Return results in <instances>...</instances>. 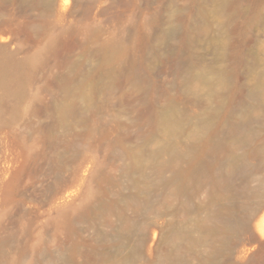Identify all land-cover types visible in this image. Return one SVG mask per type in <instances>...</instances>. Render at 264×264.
<instances>
[{"label":"rangeland","instance_id":"rangeland-1","mask_svg":"<svg viewBox=\"0 0 264 264\" xmlns=\"http://www.w3.org/2000/svg\"><path fill=\"white\" fill-rule=\"evenodd\" d=\"M0 45V264H264V0H0Z\"/></svg>","mask_w":264,"mask_h":264},{"label":"bare ground","instance_id":"bare-ground-1","mask_svg":"<svg viewBox=\"0 0 264 264\" xmlns=\"http://www.w3.org/2000/svg\"><path fill=\"white\" fill-rule=\"evenodd\" d=\"M68 2H66L67 4ZM6 46L0 45V58L6 57L5 52ZM5 59V58H4ZM14 78L7 79L1 76L0 74V87H3L4 94L7 96L8 94L17 93L19 91V88L23 84V78L21 76H13ZM5 96L0 97V113L3 108V104L5 102ZM170 122V117L168 115L164 116L163 124L165 126H168Z\"/></svg>","mask_w":264,"mask_h":264}]
</instances>
